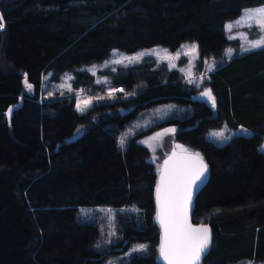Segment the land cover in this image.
I'll list each match as a JSON object with an SVG mask.
<instances>
[{"label":"trees","instance_id":"obj_1","mask_svg":"<svg viewBox=\"0 0 264 264\" xmlns=\"http://www.w3.org/2000/svg\"><path fill=\"white\" fill-rule=\"evenodd\" d=\"M261 5L264 0H0V264H100L135 243L147 248L126 264H160L159 171L149 145L132 137L122 151L118 137L140 110L162 103L176 105L177 113L148 132L174 129L170 145H186L208 165L193 213L212 233L203 264L264 261V153L258 151L264 48L235 50L201 88L151 58L106 71L113 88L136 93L83 113L70 92L44 97L41 88L45 75L59 82L69 71L74 89L98 90L93 75L77 67L112 49L134 53L161 45L175 51L190 40L197 42L199 65L221 58L229 43L239 44L228 39L225 23ZM223 126L250 133L223 145L206 138L207 130ZM84 206L117 209L116 242L94 249L97 226L77 218Z\"/></svg>","mask_w":264,"mask_h":264},{"label":"rangeland","instance_id":"obj_2","mask_svg":"<svg viewBox=\"0 0 264 264\" xmlns=\"http://www.w3.org/2000/svg\"><path fill=\"white\" fill-rule=\"evenodd\" d=\"M264 5L245 8L241 12V14L225 23L232 24L233 28L231 31L226 30L224 25L225 33L228 39L231 41L233 39H237L239 44L235 47L234 44L229 43L223 52V57H209L204 60L202 64L198 63V45L196 41H184L178 49L175 51H171L161 45H156L149 48L140 49L134 53H126L118 49H112L109 52V55L99 61H92L90 63L81 64L77 67L78 70L88 71L94 77L95 85H98L99 88L96 91H91L87 89H83L81 87L74 89L72 87V72L66 71L64 72L59 82H50L48 80L49 74L43 77L42 82V96L46 97L48 94H53L54 92L65 93L70 92L74 95L75 98V109L77 111V103H81L83 106V102L91 101L89 107L86 108L85 111L93 107L97 104H104L106 102H112L116 99H129L134 96L136 93V89H132L129 91H115L112 98H109V92L113 89V85L111 83L110 77L104 72L106 71H115L118 68H126L133 65H136L144 60V58H151L157 65L166 64L168 69H178L187 80L188 83L194 85L197 88L203 87V81L208 78L209 72H211L216 66L223 63L226 58L229 59V52L238 50L240 53L246 47H248L251 41L257 40L262 34L261 31L257 27H249L248 22L244 21V13L246 10H256L261 8ZM240 21V23H237ZM254 23V22H253ZM195 44L197 46V51L192 52L191 46ZM137 56L139 59L137 61H133L129 63L126 57H134ZM116 60H122V63H114ZM209 65L213 66V69L209 71ZM119 90V89H117ZM117 92H121V94L117 95ZM176 105L174 104H156L152 106L145 107L140 110L137 115L132 118L126 125V127L122 130L121 134L118 137V148L120 150H125L127 142L130 138L136 137V141L139 144H147L150 147L151 157L150 160L153 162L155 168L159 171L162 160L168 155L169 151L174 147L176 150L183 152L182 149H187L189 152H192L190 148L180 142H174L172 146L168 142L169 136H171L172 132H169L171 128H166L162 130H157L153 133L148 132V128L152 127L153 124L157 122H161L165 119V117L169 114H176ZM84 111V112H85ZM78 113H83L79 112ZM241 129H245L243 127H238L236 129H230L225 126L221 128H212L206 131V138L213 141L217 145H223L229 141V139L236 134H244L247 135L250 132L247 130V133L241 132ZM80 132V129L76 130V133ZM214 132H223L224 137H228V139L217 138L213 136ZM123 139L125 141L124 146L121 147L120 141ZM264 145L263 142L259 145L258 151L264 153V148L261 146ZM179 146V147H178ZM160 154H163L162 160L159 159ZM117 209L112 207L105 206H84L79 207L77 211V218L80 221H88L95 224L98 228V238L96 243L93 245L94 249L100 251L105 247L109 246V243L116 242L119 239V234L116 230L115 223V215ZM198 222H203L202 219H199ZM99 245V247H97ZM144 245L145 249L147 248L146 244L143 243H135L133 244L127 251L118 252L113 255L107 256V258L101 262L100 264H126L131 255L134 253H139L141 251H134L138 246ZM113 249H120V247L116 246ZM240 264H264L262 262H252V261H243Z\"/></svg>","mask_w":264,"mask_h":264},{"label":"snow or ice","instance_id":"obj_3","mask_svg":"<svg viewBox=\"0 0 264 264\" xmlns=\"http://www.w3.org/2000/svg\"><path fill=\"white\" fill-rule=\"evenodd\" d=\"M244 21L248 26L257 27L261 33H264V6L256 10H246ZM254 22V23H253ZM237 23H240L238 21ZM5 25L0 17V31ZM226 30L231 31L232 24L225 25ZM264 48V34L257 40L251 41L244 51ZM192 52L197 51V46L193 44L190 49ZM231 55V53H228ZM129 63L137 61L139 57H126ZM122 60H116L114 63H122ZM213 69L209 65V71ZM25 85L30 91L31 84H28L25 77ZM115 91L123 89H113L109 92V98H112ZM202 95L206 96L216 107V101L211 90H205ZM91 101L77 103V111L84 112L89 107ZM11 109L9 110V115ZM174 132V129L168 130ZM241 132L247 133L246 129ZM213 136L217 138L228 139L224 137L223 132H214ZM125 141L121 139L120 145L124 146ZM179 147V146H178ZM264 148V145L261 146ZM185 156L181 161L168 168L169 161H165V169L161 172L160 181L156 187L157 214L156 220L161 228V244L159 248V257L164 264H200L202 256L207 252L211 244V230L206 225L192 227L189 223V212L193 203V198L200 186L207 178L208 165L204 162L199 152H189L182 149ZM99 247V245H97ZM146 246L140 245L134 251H143Z\"/></svg>","mask_w":264,"mask_h":264},{"label":"water","instance_id":"obj_4","mask_svg":"<svg viewBox=\"0 0 264 264\" xmlns=\"http://www.w3.org/2000/svg\"><path fill=\"white\" fill-rule=\"evenodd\" d=\"M203 96V95H202ZM194 153V152H193ZM185 156L184 152H180L178 150H176L174 147L169 151L168 155L162 160L158 175H157V181H156V187L158 182L160 181V176H161V172L165 169V161H169L168 164V168L171 169L174 165H177L181 159ZM204 159V158H203ZM204 162L206 163V161L204 160ZM207 164V163H206ZM207 176H208V172H207ZM207 179V178H206ZM206 180L204 181V183L200 186V188L198 189V191L196 192V195L193 198V203L189 212V223L192 225V227H199L201 225H206L207 227L210 226L206 223L203 222H195L193 221V213H194V207H195V198L197 196V194L199 193V191L202 189L203 185L205 184ZM156 187H155V191H154V201H155V207H156V214H157V202H156ZM158 223V222H157ZM159 225V223H158ZM160 227V225H159ZM161 230V228H160ZM211 230V229H210ZM162 235V233H161ZM211 240H212V233H211ZM161 244V241H160ZM211 245V244H210ZM160 248V247H159ZM210 248V247H209ZM209 249L207 250V252L202 256V259L200 261V264H203V260L205 258V256L207 255ZM160 258V257H159ZM160 264H164V262L160 259Z\"/></svg>","mask_w":264,"mask_h":264},{"label":"crops","instance_id":"obj_5","mask_svg":"<svg viewBox=\"0 0 264 264\" xmlns=\"http://www.w3.org/2000/svg\"><path fill=\"white\" fill-rule=\"evenodd\" d=\"M259 49V48H258ZM255 50V49H254ZM242 52H244V50H242ZM245 52H248V51H245ZM234 51L232 52V54L229 56V57H231L232 55H234Z\"/></svg>","mask_w":264,"mask_h":264}]
</instances>
